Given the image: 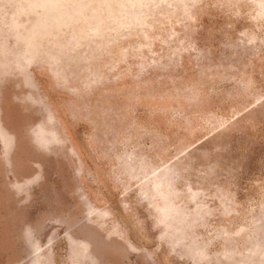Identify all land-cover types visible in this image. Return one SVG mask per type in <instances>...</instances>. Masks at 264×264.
<instances>
[{"label": "rangeland", "instance_id": "rangeland-1", "mask_svg": "<svg viewBox=\"0 0 264 264\" xmlns=\"http://www.w3.org/2000/svg\"><path fill=\"white\" fill-rule=\"evenodd\" d=\"M0 264H264V0H0Z\"/></svg>", "mask_w": 264, "mask_h": 264}]
</instances>
